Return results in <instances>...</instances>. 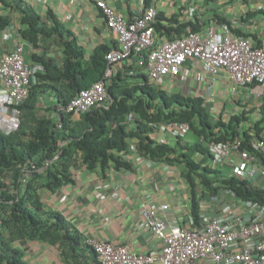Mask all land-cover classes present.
<instances>
[{
	"label": "trees",
	"instance_id": "trees-1",
	"mask_svg": "<svg viewBox=\"0 0 264 264\" xmlns=\"http://www.w3.org/2000/svg\"><path fill=\"white\" fill-rule=\"evenodd\" d=\"M0 3L10 8L8 13H0V31L11 26L18 13L19 31L28 42L38 46L44 41L46 48L45 40L55 36L63 50L62 65L46 49L32 55L44 69L31 78L29 97L18 105L20 125L9 133L0 126V264H25L23 253L16 247L20 240H42L57 246L65 264H98L95 248L85 246V238L63 213L47 209L42 192H55L75 182L72 168L77 163L89 169L100 166L104 176L111 168L132 170L133 161L127 155L134 138L140 156L169 164L184 163L183 176L191 188L195 224L201 217L200 200L205 191L216 195L222 189L230 190L239 200L264 207L263 187L205 165L206 160L195 161L187 152L151 137L163 122H188L197 135L188 149L199 150L208 158L211 153L207 144L212 141L242 135L248 146L252 132H262L264 119L257 121L254 129H245L242 122L247 118L237 115L227 122L222 118L213 122L203 97L171 93L155 85L145 65L133 71L139 78L135 84L121 74L105 77L109 47H99L91 60H86L84 47L53 10L43 17L22 0ZM162 18L166 19L157 15L154 23L160 37L176 39L200 31L195 22L167 26ZM141 56L146 58V53ZM99 80H105L107 100L80 114V118L62 109L56 118L42 113L40 98L46 92H56L59 104L66 105ZM261 159L264 161L263 156Z\"/></svg>",
	"mask_w": 264,
	"mask_h": 264
},
{
	"label": "crops",
	"instance_id": "crops-1",
	"mask_svg": "<svg viewBox=\"0 0 264 264\" xmlns=\"http://www.w3.org/2000/svg\"><path fill=\"white\" fill-rule=\"evenodd\" d=\"M22 1L43 17L48 10H53L84 47L86 60H91L101 46L109 47L110 50L117 46V34L107 26L101 10L90 0ZM106 1L128 18L141 9L138 0ZM150 5L156 7L157 15L166 18L161 21L167 26L195 22L200 25L198 32H207L220 30L223 23H229L235 34L249 38L255 45H264V0H152ZM9 10L0 3V13H8ZM21 27L20 14L15 13L13 24L0 31V58L16 44L23 43L30 64L38 63L32 55L40 54L45 49L46 53L49 51V56L56 57L58 64L62 62V46L57 45L55 36L45 40L46 48L43 46L44 41L34 46L21 35ZM186 66L191 67V73L182 72L178 77L166 76L152 82L171 93L203 97L213 122L220 118L227 122L231 116L237 115L247 118L242 122L245 129H254L255 123L264 119V94L256 93L253 86L232 92L234 82L225 71L212 78L200 62L192 63L189 60ZM137 68L138 55H133L119 62L113 75L121 74L135 84L139 81L133 72ZM59 101L56 92H46L40 98L42 113L56 118L60 109ZM75 117L80 118V114H75ZM261 126L264 132V121ZM192 134L194 136L180 139L168 132L156 130L151 137L187 152L195 161L206 160L204 164L213 168L210 154L206 159L199 150L188 149L197 140V135ZM130 143L131 151L127 158L133 161L132 170L111 168L104 176L100 166L89 169L77 163L72 168L75 182L55 192H42L47 209L63 213L79 229L85 238V246L92 245L89 243V239H92L128 244L140 252L158 251L163 242L145 225L146 216L141 211V204L148 202L169 204V208L161 212L169 227H202L211 217H222L227 213L242 214L248 220L254 218L256 205L241 201L230 190L222 189L216 195L204 192L200 200L201 217L199 223L195 224L191 211V188L183 176L184 163L177 161L169 164L140 156L136 152V139H131ZM241 163L240 157L233 155L221 164L219 170L229 175H240L264 188V176L259 174L257 168L242 170ZM16 247L23 253L25 264H65L60 249L47 241L20 240L16 242ZM196 264L215 263L201 260Z\"/></svg>",
	"mask_w": 264,
	"mask_h": 264
},
{
	"label": "built area",
	"instance_id": "built-area-1",
	"mask_svg": "<svg viewBox=\"0 0 264 264\" xmlns=\"http://www.w3.org/2000/svg\"><path fill=\"white\" fill-rule=\"evenodd\" d=\"M90 1L117 34V46L106 54L105 77H111L115 66L133 55H138V65L146 66L153 81L191 73V67L186 66L191 60L202 63L212 78L225 71L234 82L232 92L253 86L256 93L264 94V45H255L249 38L235 34L229 23H223L220 30L191 31L181 38L168 39L157 34V9L147 0H138L141 9L132 18L106 0ZM25 51V45L18 43L0 58V126L7 133L19 127L18 105L29 97L31 78L44 69L41 63H28ZM142 53H146V58ZM107 97L105 80H99L81 90L68 104L60 105V109L82 114L102 105ZM158 130L175 137L192 133L190 123L183 121L163 122ZM207 145L213 168L219 169L230 157L238 155L242 170L256 167L264 176V132L253 134L248 146L242 135ZM254 205L257 209L251 220L242 214L227 213L211 217L202 227H169L161 213L169 208L168 203H142L145 225L163 242L158 251L140 252L128 244L105 240L89 239V243L96 250L98 264H196L201 260L215 264H264V207Z\"/></svg>",
	"mask_w": 264,
	"mask_h": 264
},
{
	"label": "rangeland",
	"instance_id": "rangeland-1",
	"mask_svg": "<svg viewBox=\"0 0 264 264\" xmlns=\"http://www.w3.org/2000/svg\"><path fill=\"white\" fill-rule=\"evenodd\" d=\"M189 135H192V136H194L192 133L188 134L187 136H189ZM195 139H196V137H195Z\"/></svg>",
	"mask_w": 264,
	"mask_h": 264
}]
</instances>
